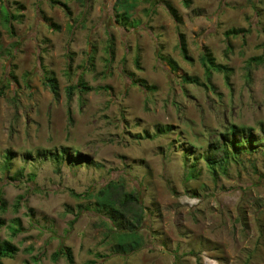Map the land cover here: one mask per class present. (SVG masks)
<instances>
[{
  "label": "rangeland",
  "instance_id": "374dc122",
  "mask_svg": "<svg viewBox=\"0 0 264 264\" xmlns=\"http://www.w3.org/2000/svg\"><path fill=\"white\" fill-rule=\"evenodd\" d=\"M59 1L68 10L0 0V239L17 247L0 263L68 264L52 258L67 246L73 264H264V151L230 161L216 177L198 159L188 178L184 160L190 143L197 158L231 124L262 136L264 0H139L127 26L115 21L116 0ZM232 28L245 33L226 38ZM204 48L229 68L228 80L214 70L206 80ZM166 125L171 131L156 133ZM55 150L73 153V163L47 156ZM109 182L136 191L135 200L110 190L125 218L144 211L134 222L144 245L126 257L111 254L104 219L86 196Z\"/></svg>",
  "mask_w": 264,
  "mask_h": 264
},
{
  "label": "trees",
  "instance_id": "16d2710c",
  "mask_svg": "<svg viewBox=\"0 0 264 264\" xmlns=\"http://www.w3.org/2000/svg\"><path fill=\"white\" fill-rule=\"evenodd\" d=\"M50 4H57L61 7H65L68 10L67 4L65 2L59 1V0H50ZM139 0H116L115 3V16H116V22L117 23H123V26H127L130 24L129 19L132 16L133 10L137 6V2ZM184 4L187 5V0H183ZM166 8L169 12V14L177 21L180 22V19L178 18L176 14V10L170 6L169 4H166ZM21 15V14H20ZM19 15V16H20ZM9 19L15 20V15H11L10 18H6V22H10ZM42 21L51 28H57L58 26L56 23L52 21L51 18H47L46 16L41 17ZM131 25V24H130ZM10 28V27H9ZM245 32L243 29H230L227 30L224 34L226 38H229L230 36H238L242 35ZM178 48L180 50L181 55L183 58L190 60L191 58L188 56L187 48L185 44L184 37L182 34L179 35V41H178ZM107 55L109 58H112L111 49L112 46L109 44L107 46ZM259 61H262L261 59H257ZM256 60V61H257ZM88 62V61H87ZM135 63H137V60H135ZM201 63L205 70V77L207 81H210L211 75L213 70L219 71L224 73L226 80H228L229 77V68H227L225 65L218 64L215 62L214 57L212 54L204 48V52L201 56ZM44 81L43 84L46 85L51 92L56 93L57 92V83L56 80L50 73L43 76ZM129 77L131 79V82L134 85H137L148 92H152L153 86H150L146 83L145 80L135 78L131 73H129ZM181 81L184 83H190L195 85H202L205 86V83L200 82V80L196 77H191L188 75H184L181 78ZM67 94L71 95L73 93V86L67 87ZM83 90H87V87H85V84L83 83ZM172 127L169 125L158 127L157 128V134H164L171 131ZM259 130L262 133L261 137L254 136L253 129L251 127H245L240 125L231 124L228 128H226L225 131H222L219 133L220 142L218 143V140H213L212 143L209 144V146L205 149V151L199 152V155L197 158L193 157V154L195 153V150L198 149L194 144L190 143V146L185 149V155L184 160L191 159V165L187 166V177L188 178H195L196 176V169L195 164L197 163L198 159H201L203 163L206 166V169L212 174V176L216 177L219 173H226L228 164L230 161L239 162L240 156L244 155H253L254 153L258 152L259 150L264 151V123L259 124ZM218 143V144H217ZM194 148L195 150H192ZM221 152L220 156H216V152ZM72 154H67L65 150H62L58 152L55 150L54 152L49 153L47 156L51 157L53 160L58 161L60 158L65 157L70 161V163H73V161L70 159ZM76 155H79V152L76 151ZM215 155V156H214ZM81 156V155H79ZM9 157H6L8 159ZM224 166H221L223 165ZM110 190H113L119 194H123L126 198H132L137 199L136 191H129L124 192L122 191V185L118 182H109L105 187L100 188L99 190L88 193L86 196L94 199L93 207L94 210L97 212V214L104 219V231H103V239L105 241H108V243H111V254L119 255L121 257L129 256L135 252H138L143 244V236L139 229V224L136 225L134 222H141L144 219V211L138 210L133 213L131 218L126 217L123 214V212L115 207V203L113 199L111 198ZM136 190V188H135ZM5 208V204L2 200V197L0 196V211H3ZM107 214V216H106ZM4 225V221L0 218V227ZM19 228L13 230V233L16 234ZM17 252V247L13 245L8 240H1L0 239V258L2 257H12ZM64 257L68 264H73L74 257L71 249L67 246H61L58 250H56L52 254V258L56 259L58 257ZM94 257L96 258H107L108 255L104 253H97L94 252ZM1 264V263H0ZM86 264H97L96 259H90L86 262Z\"/></svg>",
  "mask_w": 264,
  "mask_h": 264
}]
</instances>
